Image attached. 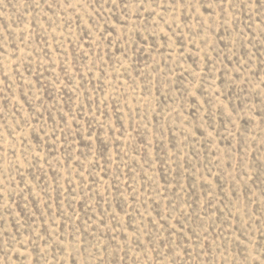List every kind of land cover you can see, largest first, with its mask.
Returning <instances> with one entry per match:
<instances>
[{
	"label": "rangeland",
	"instance_id": "1",
	"mask_svg": "<svg viewBox=\"0 0 264 264\" xmlns=\"http://www.w3.org/2000/svg\"><path fill=\"white\" fill-rule=\"evenodd\" d=\"M0 264H264V0H0Z\"/></svg>",
	"mask_w": 264,
	"mask_h": 264
}]
</instances>
